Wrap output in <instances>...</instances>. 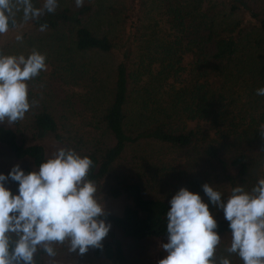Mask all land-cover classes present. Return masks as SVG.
I'll return each instance as SVG.
<instances>
[{
	"label": "trees",
	"instance_id": "16d2710c",
	"mask_svg": "<svg viewBox=\"0 0 264 264\" xmlns=\"http://www.w3.org/2000/svg\"><path fill=\"white\" fill-rule=\"evenodd\" d=\"M37 1L34 7H41L43 0ZM66 1L58 0L53 13L29 20L28 27L50 38L54 52L46 62L58 82L87 90L70 92L56 107L31 106L22 120L0 126V144L36 167L46 159L39 143L51 136L92 159L87 178L100 199L125 197L130 205L120 216L104 217L111 228L101 249L54 258L38 250L35 259L156 264L166 242L168 200L179 187L207 202L203 183L227 196L237 184L250 190L260 179L264 96L256 89L264 87V0H158L167 29L142 23L136 15L141 0H125L122 9L130 14L123 19L110 11L109 0H83L79 7ZM18 31L16 19L0 34V54L6 55L8 36ZM98 56L115 58L111 86ZM6 186L16 188V182ZM215 219L219 235L229 233L223 213ZM233 255L219 249L214 258Z\"/></svg>",
	"mask_w": 264,
	"mask_h": 264
},
{
	"label": "clouds",
	"instance_id": "9594fccd",
	"mask_svg": "<svg viewBox=\"0 0 264 264\" xmlns=\"http://www.w3.org/2000/svg\"><path fill=\"white\" fill-rule=\"evenodd\" d=\"M82 3L75 0L77 7ZM57 6L58 0H43L41 7H34L33 0H0V34L16 24L17 13L24 21L35 20ZM45 28L40 26L41 31ZM45 67L44 55L36 50L27 56L0 54V123L25 117L31 107L27 81ZM256 94L264 96V87ZM92 165L89 156L59 148L31 171L16 164L7 175L0 172V264H37L38 250L49 258L57 256L54 245L66 244L77 256L103 247L111 224L104 219L105 204L97 196L96 183L87 178ZM9 180L16 182L15 190L6 186ZM201 189L207 202L183 186L171 195L166 242L159 245L163 255L156 264H231L228 257L214 258L221 240L217 211L228 222L226 251L242 264H264V178L250 190L237 184L227 196L210 183Z\"/></svg>",
	"mask_w": 264,
	"mask_h": 264
},
{
	"label": "rangeland",
	"instance_id": "374dc122",
	"mask_svg": "<svg viewBox=\"0 0 264 264\" xmlns=\"http://www.w3.org/2000/svg\"><path fill=\"white\" fill-rule=\"evenodd\" d=\"M127 1V0H126ZM125 0L123 1H115V0H109L108 3L109 8H111L110 11H117L119 12L121 18L125 16L126 10L122 9L123 6H128V3ZM36 2H38L36 0ZM64 2H67L64 0ZM140 7L136 8V15L137 17L142 20L145 24V26L149 25L152 26L154 23L159 24V26L162 29H167L166 24H163L159 21V2L158 0H141L139 3ZM34 5V0H33ZM126 14H130V11ZM17 19V29L22 30L21 32L18 31L14 33L13 35H9L8 38V44L6 49V55H25L27 56L32 50H36L45 57V69L40 71L39 74L36 77H33L29 81H27L28 85V99L31 101L32 104V110H36L37 108H41L42 106H48L51 108L56 107L59 100H62L63 97L70 92H73L74 90L76 92H79L81 94H84L87 90V87L84 89L79 87L78 85H75L74 87L71 86L70 83H60L58 82L57 75L55 69L46 62L47 57L50 59V61L53 58V46L50 42V38L47 36L46 32H39L31 29L28 27V21H24L22 19V13H17L16 15ZM97 20V19H96ZM95 20V25L105 28L106 24L103 22L101 25L97 24L98 22ZM117 23V21H116ZM116 23L113 25L115 26ZM103 25V26H102ZM167 33L168 31L165 30ZM24 32V33H23ZM20 36V39H17L16 37ZM7 38V39H8ZM52 57V58H51ZM99 58V59H98ZM97 63L99 64L102 72L103 77L106 79V86H111L112 78H113V68L115 66V58L112 57H101L98 56ZM54 60V59H53ZM49 61V62H50ZM77 86V87H76ZM102 90H105V88L102 86ZM91 90H94L91 88ZM0 126L9 128L10 124L7 122L0 123ZM202 126L207 129L208 126L206 124H202ZM264 129V126L262 127ZM43 147L44 155L46 158L51 156L55 151H57L59 148H64L63 145L57 143L51 136L45 138L43 141L39 143ZM19 164V166L23 168H29L34 169L35 166L33 165V162L29 159H22L17 160L10 152L9 150L0 144V169H9L13 165ZM260 178H264V165L262 169L260 170ZM8 187V186H7ZM13 190L15 188L9 187ZM105 204V211L106 214H112L115 216H120L125 208V206L130 205V201L125 197H120L117 199H106L103 200ZM230 244V233L224 234L221 236V240L219 245L217 246L216 250L222 249L225 252L226 248ZM54 248L57 252V256H60L64 251L67 252V245H54ZM141 254V258H143V255L145 254V250L139 252ZM228 253V252H227ZM234 254V253H232ZM59 260H64L58 258ZM230 259V258H229ZM233 259V260H232ZM232 261L238 262V264H242V261L238 256L234 257L232 256ZM85 263L86 260H83ZM96 262L92 261V264H95Z\"/></svg>",
	"mask_w": 264,
	"mask_h": 264
}]
</instances>
